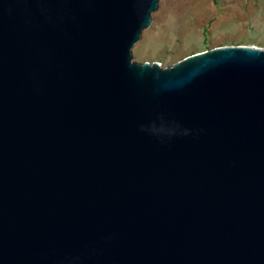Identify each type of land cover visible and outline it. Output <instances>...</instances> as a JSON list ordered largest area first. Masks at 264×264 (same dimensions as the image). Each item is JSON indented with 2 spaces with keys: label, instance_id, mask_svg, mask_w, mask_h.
Wrapping results in <instances>:
<instances>
[{
  "label": "water",
  "instance_id": "obj_1",
  "mask_svg": "<svg viewBox=\"0 0 264 264\" xmlns=\"http://www.w3.org/2000/svg\"><path fill=\"white\" fill-rule=\"evenodd\" d=\"M159 0H0V264H264V48L160 67Z\"/></svg>",
  "mask_w": 264,
  "mask_h": 264
},
{
  "label": "rangeland",
  "instance_id": "obj_2",
  "mask_svg": "<svg viewBox=\"0 0 264 264\" xmlns=\"http://www.w3.org/2000/svg\"><path fill=\"white\" fill-rule=\"evenodd\" d=\"M224 46L264 48V0H159L131 55L164 68Z\"/></svg>",
  "mask_w": 264,
  "mask_h": 264
}]
</instances>
